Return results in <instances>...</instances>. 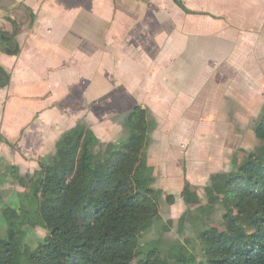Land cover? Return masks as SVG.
Here are the masks:
<instances>
[{
	"label": "crops",
	"instance_id": "1",
	"mask_svg": "<svg viewBox=\"0 0 264 264\" xmlns=\"http://www.w3.org/2000/svg\"><path fill=\"white\" fill-rule=\"evenodd\" d=\"M262 27L264 0H0V163L34 173L80 122L117 141L137 105L170 130L259 105Z\"/></svg>",
	"mask_w": 264,
	"mask_h": 264
},
{
	"label": "trees",
	"instance_id": "2",
	"mask_svg": "<svg viewBox=\"0 0 264 264\" xmlns=\"http://www.w3.org/2000/svg\"><path fill=\"white\" fill-rule=\"evenodd\" d=\"M157 126L149 108L137 105L123 118L126 135L117 141L101 142L80 122L33 174L7 167L11 179L4 182L24 189L4 198L0 188V264H264V104L254 126L259 143L210 177L206 202L189 181L181 191L187 206L181 227L188 217L204 226L197 244L187 238L164 247L159 236L143 242L162 220L164 191L149 164ZM215 206L223 214L210 223Z\"/></svg>",
	"mask_w": 264,
	"mask_h": 264
},
{
	"label": "rangeland",
	"instance_id": "3",
	"mask_svg": "<svg viewBox=\"0 0 264 264\" xmlns=\"http://www.w3.org/2000/svg\"><path fill=\"white\" fill-rule=\"evenodd\" d=\"M256 28V35H258L259 27ZM260 31L264 34L263 27ZM252 62L254 60L250 59V63ZM261 68L264 69V58L263 60L261 58L256 69ZM245 92L248 93L247 90ZM259 97L262 98L263 103L260 101L259 105L257 103L242 109L234 107L232 112L227 107V115L222 112L220 117L215 113L217 112L215 107L196 105L194 106L196 112L191 116L190 125L179 121L172 126L174 127L173 130H170L168 122L159 121L157 128L151 134L149 164L158 169L154 185L164 191L160 203L162 220L157 221L154 229L143 237L144 243L159 236L164 247L185 241L187 238H192L197 244V232L204 226L188 217L184 226L181 227L180 218L187 211V206L180 195L181 191L185 183L189 181L196 185V191L206 202L204 187L209 184L210 177L215 173L230 170L242 155L252 151L257 146L259 140L254 134V126L264 104V89L259 93ZM202 110L205 112L202 113ZM150 111L152 112L151 109ZM230 113L231 116H229ZM178 131L182 136L173 137L174 133L177 134ZM205 133H213L214 137ZM99 140L103 142L102 139L99 138ZM1 141L4 139L2 138ZM205 149L206 151L209 150L210 153L204 154ZM193 150H198L199 153L194 154ZM200 150H203V153ZM52 156L53 154L43 158V160L50 159ZM194 157L196 158L194 159L195 163L191 161V158ZM205 160L207 161V169L203 174L199 172L201 169H196V166ZM5 166V163H0V188L4 198L5 194H11L15 189H24L19 183L4 182V178L9 179L10 176ZM31 174L33 173L30 172L22 176L27 177ZM167 194L174 196L173 202L167 200ZM194 207L192 206V208ZM214 209L210 216V223L219 221L223 214L220 206H215ZM45 233L44 230L37 229L38 235L44 236ZM0 234H2L1 226Z\"/></svg>",
	"mask_w": 264,
	"mask_h": 264
}]
</instances>
